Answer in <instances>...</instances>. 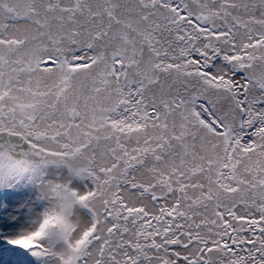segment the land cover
Returning a JSON list of instances; mask_svg holds the SVG:
<instances>
[{
  "label": "snow or ice",
  "instance_id": "obj_1",
  "mask_svg": "<svg viewBox=\"0 0 264 264\" xmlns=\"http://www.w3.org/2000/svg\"><path fill=\"white\" fill-rule=\"evenodd\" d=\"M0 264H264V0H0Z\"/></svg>",
  "mask_w": 264,
  "mask_h": 264
}]
</instances>
